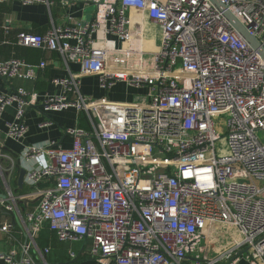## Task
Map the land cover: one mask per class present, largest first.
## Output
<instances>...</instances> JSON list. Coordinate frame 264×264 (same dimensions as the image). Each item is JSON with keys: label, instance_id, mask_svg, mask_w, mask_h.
I'll list each match as a JSON object with an SVG mask.
<instances>
[{"label": "built area", "instance_id": "built-area-1", "mask_svg": "<svg viewBox=\"0 0 264 264\" xmlns=\"http://www.w3.org/2000/svg\"><path fill=\"white\" fill-rule=\"evenodd\" d=\"M218 1L264 49V0ZM57 2L64 8L60 23L51 20L42 34L22 30L3 43L56 52L67 75L50 79L54 94L23 86L0 92V120L8 107L15 110L3 133L20 140L29 111L41 114L37 127L44 130L56 124L51 113L69 108L83 112L88 127L64 126L69 147L55 140L22 146L17 158L31 163L23 177L27 194L14 192L3 162L13 166L15 159L0 150V208L12 215L0 233L7 246L17 241L0 249V262L48 264L49 247L36 243L46 227L58 242L88 239L89 256L100 264H264L260 55L210 0L0 5L50 10ZM90 4L91 19L74 22L69 7ZM11 21H3L5 34ZM147 24L158 29L154 49L146 43ZM44 66L11 55L0 60V79L34 81ZM86 77L105 95L83 93ZM118 84L134 91H118L124 98L114 99L109 94ZM41 156L43 164L34 166ZM29 199L38 201L24 210ZM211 230L218 239L209 240Z\"/></svg>", "mask_w": 264, "mask_h": 264}, {"label": "crops", "instance_id": "crops-1", "mask_svg": "<svg viewBox=\"0 0 264 264\" xmlns=\"http://www.w3.org/2000/svg\"><path fill=\"white\" fill-rule=\"evenodd\" d=\"M66 10V8H65ZM22 12L20 15L19 12ZM64 8L61 7V4L57 2L51 9H47V7L44 4H34L31 6H22L19 3H4L0 5V60L6 59L11 55L16 56L17 50L23 46H11L8 44L3 43L5 40H14V37L16 34L22 30L29 29L31 32L42 34L45 32V30L50 26L51 20H53L54 23H60L62 21V14H63ZM69 11L72 13L73 21L76 22L77 20H83L84 21V12L85 9L82 8L81 5H75L69 7ZM6 17L11 18V24L13 28L10 30L8 34L4 33V30L2 28L3 21ZM150 24L146 25L147 27H150ZM157 42H153L152 45H150V49H154V46L156 47ZM18 48V49H17ZM45 66L42 68V71L37 70V76L34 81H23V80H12L8 84H5V82L0 79V92H3L5 90L11 89L15 86H23L27 90H35L36 89V83H45V89L42 91H48L51 94H54L57 90V88L52 85L50 82V79L52 78H62L67 75L65 63L63 59L57 54L56 52H49L45 50L44 59ZM41 60V61H42ZM72 70L77 69L76 64H72L71 66ZM92 78L97 85V88L99 90L98 94L91 95L93 97H101L105 95V92L101 90L98 87L97 81L94 77H86L83 78ZM82 80V81H83ZM112 94L116 96H120L118 91L117 92H111L109 95L110 97L114 99H118L112 96ZM14 107H8L3 115V118L0 120V150H4L7 153H10L15 159V162H13V166H10L7 162H3V167L6 169L7 167L10 169L8 170L9 173V179H10V185L13 188L14 192L16 193H23L27 194L31 191V187L27 186L25 183H23L22 187L19 188L17 185V176L19 172V168L23 167L24 169L28 165L23 160H19L18 153L21 150L23 145L26 144H44L48 142L49 140H55L57 142H60L64 147H69L71 140L69 137L65 136L63 133L64 126H74L79 125L81 120L79 117V113L75 111L73 108L66 109L61 112H55L51 113L52 119L56 122L54 126H52L49 129H39L37 127V122L40 120L41 114L35 112V111H29L26 115L25 122L28 125V132L25 137H23L20 140H14L8 137H5L3 130H4V121L11 120L14 116ZM15 157V158H14ZM45 160L44 156L39 157L35 162L34 166H40L43 164ZM31 166V163L28 165V167ZM0 191L3 192V183L0 176ZM38 199H29L27 203L22 202L21 205L23 209L32 210ZM12 215L11 213L3 210L0 208V223L6 220H11ZM15 236L17 240L20 242L22 241V237L16 232ZM5 235L0 233V249L5 250L9 246L15 244L17 245V241H13L10 245L7 246ZM43 242V243H42ZM36 243L38 247L44 248L49 247L50 251L45 256V259L48 264H57L60 262H66L69 264H100L97 260L91 258L89 256L88 252V246L89 241L81 240L76 242H58L56 239V236L54 232L49 230L48 228L42 229L38 237L36 238ZM42 243V244H41ZM41 244V245H40ZM72 251L75 253V258L70 259L68 252ZM0 264H3L0 262ZM235 264H248L247 261L244 259L238 260L235 262Z\"/></svg>", "mask_w": 264, "mask_h": 264}, {"label": "water", "instance_id": "water-1", "mask_svg": "<svg viewBox=\"0 0 264 264\" xmlns=\"http://www.w3.org/2000/svg\"><path fill=\"white\" fill-rule=\"evenodd\" d=\"M213 5L222 12L225 19L233 26V28L241 35V37L246 41V43L254 49L264 61V49L260 46L258 40L249 34L241 22L230 12L228 11L218 0H210ZM25 174V169L23 167L19 168L17 176V185L19 188L23 185V177ZM228 264V263H220Z\"/></svg>", "mask_w": 264, "mask_h": 264}, {"label": "rangeland", "instance_id": "rangeland-1", "mask_svg": "<svg viewBox=\"0 0 264 264\" xmlns=\"http://www.w3.org/2000/svg\"><path fill=\"white\" fill-rule=\"evenodd\" d=\"M84 9H85L84 22H86V21H89L91 19V17H92V15L94 13V6L92 4H90V5L86 6ZM19 14L21 15L22 12L20 11ZM145 38H146V43L148 42L150 45H152L153 42H158V29H157V27H155L153 25L148 27L146 29V32H145ZM114 89H115L114 92H117V91H130V92H133L134 91V90L126 89L125 85H123V84H118ZM81 90L85 94L95 95V94L99 93V90L97 88L96 82L92 78H87V79H84L82 81ZM119 95L120 96H116L115 97V95L112 94V96L115 97V98H118V99H123L124 98L123 97L124 95L122 93H119ZM126 97H127V95H126Z\"/></svg>", "mask_w": 264, "mask_h": 264}, {"label": "trees", "instance_id": "trees-1", "mask_svg": "<svg viewBox=\"0 0 264 264\" xmlns=\"http://www.w3.org/2000/svg\"><path fill=\"white\" fill-rule=\"evenodd\" d=\"M44 55H45V50L38 49V48H30V47H22V48L20 47L17 50L16 57L24 59V61L30 65L37 66V65H39L40 62L43 61L42 59H44ZM42 70H43L42 68H39V71H42ZM35 85H36L35 87L38 91H42L45 89V86H44L45 83H42V84L36 83ZM79 117L81 120L79 126L87 128L88 122L86 120L85 114L83 112H80Z\"/></svg>", "mask_w": 264, "mask_h": 264}, {"label": "bare ground", "instance_id": "bare-ground-1", "mask_svg": "<svg viewBox=\"0 0 264 264\" xmlns=\"http://www.w3.org/2000/svg\"><path fill=\"white\" fill-rule=\"evenodd\" d=\"M209 232H210V233H209V240H216V239H218L220 233H217L216 230H211V231H209ZM217 234H218V235H217ZM233 235L235 236L234 233H233Z\"/></svg>", "mask_w": 264, "mask_h": 264}]
</instances>
